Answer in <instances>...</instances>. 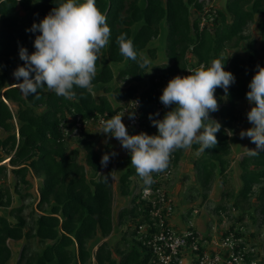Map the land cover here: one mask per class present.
<instances>
[{"label":"trees","instance_id":"1","mask_svg":"<svg viewBox=\"0 0 264 264\" xmlns=\"http://www.w3.org/2000/svg\"><path fill=\"white\" fill-rule=\"evenodd\" d=\"M35 2L0 0V129L5 133L0 137V264H11L10 240H24L15 264H149L151 252L146 245L147 237L138 233V227L149 225L147 231L152 232L156 229L153 225L156 221L151 219V207L140 200L139 193L132 195L130 207L117 213V225H126L123 235L110 244L108 241L99 243L100 239L111 236L115 227L112 168L109 164L104 172H100L102 166L100 154L95 149V135L82 128L75 131L76 117L111 116L138 101L135 109L142 113L150 129L149 115L152 114V119H161L171 108L164 107L160 118H156L158 97L169 79L191 74L202 65L210 66L216 58H226L225 70L234 74L235 83L229 87L226 98L220 88L215 91L219 108L210 116L221 124L220 131L215 134L217 144L204 152L199 151L195 143L190 146L197 152L193 168L204 191L210 190L216 175L225 183L230 155L229 131L234 134L237 104L246 98L245 93L249 90L243 75L249 72L252 77L256 65L263 67L261 62L255 61L254 40L247 42L244 55L226 56L225 50L237 49L243 41L250 39L245 29L256 15L264 16V0H226L223 9L207 11L201 0H96L110 27L109 42L101 49L92 86L77 88V95L72 99L57 96L47 88L39 90L38 99L32 95L25 98L17 86L7 85L14 69L24 63L18 57V48L23 46L29 53L34 51L35 34L25 29L34 21L39 22L59 0ZM191 10L196 13L194 18ZM208 20L210 27L205 23L200 25ZM256 28L264 39V20L259 21ZM120 33H126L132 40L138 59L145 53L154 59L157 49L148 48V45L155 39H163L168 63L153 66L150 72L149 65L139 67L137 61L120 53L117 43ZM260 50L264 54V45ZM113 66L117 68L116 72ZM108 95H112V102ZM8 103L16 105L15 112ZM70 140L76 144L71 149ZM185 150L172 153L170 162L174 168ZM2 153L9 155L8 165L3 164ZM81 153L83 163L78 161ZM125 163L119 183L121 194L128 196L131 177L137 176L140 180V176L128 166L131 164L129 155ZM238 169V190L222 196L232 201V209L240 212V218L245 209L241 206L252 208L253 213L248 215L255 221V212L264 216V152L254 157L246 154L238 162ZM8 174L13 178L12 191L6 185ZM101 175H108L109 181L104 182ZM30 176L40 180L36 203L40 214L35 209L25 214L24 201L34 196L29 192L22 193L20 186L26 190L31 188ZM12 192L16 195L17 205L12 204ZM166 195L172 199L168 192ZM226 209L221 204L215 207L216 212ZM172 219L166 221L173 229L181 231L178 225L171 223ZM240 220H234L221 237L232 232L249 244L240 232L243 226ZM187 223L189 220L184 226ZM262 224L264 218L260 220ZM193 231L196 232L194 227ZM32 241H36L38 249L32 250ZM251 258L252 255H245L246 262Z\"/></svg>","mask_w":264,"mask_h":264},{"label":"clouds","instance_id":"2","mask_svg":"<svg viewBox=\"0 0 264 264\" xmlns=\"http://www.w3.org/2000/svg\"><path fill=\"white\" fill-rule=\"evenodd\" d=\"M25 31L35 34L34 51L29 53L27 48L20 46L18 57L24 63L12 73L22 96L32 95L38 99L39 90L47 88L57 96L72 99L77 95V88L92 86L101 49L110 37L106 16L98 9L96 0H59L39 22L34 21ZM117 43L120 53L137 61L139 67L151 63L147 55L138 59L126 33L119 34ZM225 59L216 58L210 66L202 65L191 74L168 80L158 99L165 108L171 106L170 110L161 119H152V114L149 115L151 124L157 129L156 134L141 131L129 135L122 122L125 111L100 121L99 133L105 134L106 140L114 137L127 151L144 185L150 186L154 182L153 173L168 167L174 151L195 143L199 151L204 152L217 144L215 134L220 131L221 124L210 116L219 108L215 91L220 88L226 98L229 87L235 83L234 74L225 70ZM247 88L245 97L250 109L245 115L251 126L241 129L238 135L254 142V149L245 148L247 154L254 157L264 152V67L256 65ZM132 103L134 108L138 106V101ZM128 117L135 118V113L128 111ZM229 133L232 135L231 131ZM115 155V151L103 153L101 166H107ZM101 176L104 182L109 181L108 175Z\"/></svg>","mask_w":264,"mask_h":264},{"label":"rangeland","instance_id":"3","mask_svg":"<svg viewBox=\"0 0 264 264\" xmlns=\"http://www.w3.org/2000/svg\"><path fill=\"white\" fill-rule=\"evenodd\" d=\"M204 4V9L207 11L210 8L223 9L226 0H201ZM192 18L195 17L196 13L191 10ZM264 20V16L256 15L254 21L250 23L245 29V34L249 35V40L243 41L241 47L237 49H226L225 55L230 56L234 53L245 54V47L247 42L254 40V48L256 51L255 61L261 62L264 67V54L261 52L260 48L264 45V39L261 37L259 31L256 28V25L259 21ZM210 27L209 20L207 22H202ZM163 39H155L149 45L148 48H156V56L154 59H150L151 63L149 64L148 72H150L151 67L163 65L168 63V60L164 56L165 42ZM144 55H147L146 53ZM148 56V55H147ZM189 56V55H188ZM117 67V65H116ZM113 66L114 71H117V68ZM243 77L247 80V83L251 80V75L249 72H246ZM10 80L12 83H16L14 77H11ZM9 80V81H10ZM147 82V81H146ZM121 87L124 88L125 84H121ZM144 87V89H146ZM108 99L112 102V95H108ZM10 109L15 112L16 105L14 103H8ZM250 109V105L247 103L246 98L239 101L236 108L237 121L235 122V131L234 134L229 136L230 139V155L228 157L229 163L225 171V183L221 182V176L216 175L213 179L210 190L207 192L200 186V183L196 179V171L193 168V161L197 157V152L191 150L190 147L186 148L184 155L181 160L178 162L176 167L173 169L171 174V180L165 186L166 191L170 194L174 200V215L171 223L174 225L180 226L181 229L184 228V223L189 220V223L194 227L196 232L200 236H211L213 241H218L217 238L225 230L229 228L231 224L234 223V220L241 219L242 227L240 232L248 239L249 245L253 246L255 249V254H257L258 261L260 264H264V224L260 225V220L264 218L259 212H255V221L250 219L248 213L252 214L253 209L241 206L244 209V214L240 218V212L238 210L232 209V201L226 197H223L222 194L229 191H237L240 182H239V169L238 162L247 154L245 148L252 149V142L249 138L245 137L241 139L238 135V132L241 129H246L251 126V124L246 119V112ZM101 129L96 126H93L89 129H85L95 135V149L101 155L105 152L115 151L117 155L111 157L107 166L101 167L100 172H104L109 164L112 168L111 176V191H112V208L114 212V230L108 238L100 239L99 243L103 241H108L109 244L112 243V240L119 239L120 235H123L126 230V225L119 226L117 225V213L122 208L130 207V199L132 195L139 193L140 180L137 176H132L130 181V190L131 193L128 196H123L121 194V185L119 183V177L121 173L125 170V162L128 157V153L123 149L119 142L114 137H109L107 140L105 134L99 133ZM131 135V130L127 131ZM5 133L0 129V137H4ZM70 149L75 147V143L71 140ZM4 157L3 164L8 165L9 155L1 154ZM78 161L83 163V153L80 154ZM130 168H134L132 164L128 165ZM135 169V168H134ZM89 176V174H88ZM32 184L31 188L25 189L23 186H20L22 193H30L34 197L27 198L24 201L26 206L25 214L30 213L31 209H35V212L40 214L36 210L37 203V187L40 184V180L34 176L29 177ZM12 175L8 174L6 185L12 191ZM205 194V196H203ZM12 204L17 205L16 195L12 192ZM253 201V199H252ZM223 205L227 207L226 211L216 212L215 207L217 205ZM254 206V202L252 203ZM241 211V210H240ZM187 217V218H186ZM187 220V221H186ZM240 223V222H239ZM188 224V223H187ZM113 237V239H112ZM116 238V239H114ZM36 241L31 242L32 250H36L39 247L35 243ZM114 242V241H113ZM8 245L12 251V258L10 260L11 264H15L22 245H24V240L22 241H9ZM117 260L119 257L113 255ZM184 264H189V260L185 259Z\"/></svg>","mask_w":264,"mask_h":264},{"label":"built area","instance_id":"4","mask_svg":"<svg viewBox=\"0 0 264 264\" xmlns=\"http://www.w3.org/2000/svg\"><path fill=\"white\" fill-rule=\"evenodd\" d=\"M163 108L164 105L161 102L157 103L156 118H160ZM124 111L122 122L126 125L127 131L131 130V135L141 131L147 134H156V127L151 124V128H147L148 122L143 120L142 113L134 108V104L125 106L111 116L122 114ZM128 111H133L135 118L129 119ZM111 116L99 115L97 119H83L77 116L74 129L75 131L81 128L85 130L93 126L101 129L100 121ZM172 158L171 154L170 160ZM170 160L165 170L153 173L154 182L150 186L144 185L140 177V200H144L150 205L151 219L156 221L153 223L156 227L155 231L148 232L147 230L151 227L149 225L138 227V233L143 234L144 238L147 237L146 245L151 252L149 264H184L185 259L189 260V264H260L254 247L246 244L243 237H236L232 232H228L222 237L220 235L217 238L218 241H213L211 236L209 239L201 240L200 235L193 231V226L190 223L187 224L188 226H184L181 231H176L171 227L167 221L174 215V202L166 195L165 189L166 182L171 180L174 169ZM246 254L252 255L248 262L245 259Z\"/></svg>","mask_w":264,"mask_h":264},{"label":"crops","instance_id":"5","mask_svg":"<svg viewBox=\"0 0 264 264\" xmlns=\"http://www.w3.org/2000/svg\"><path fill=\"white\" fill-rule=\"evenodd\" d=\"M13 77V76H12ZM16 83H17V81H16ZM16 83H12V81L10 80V81H7V85H9V86H16L15 84ZM180 227V226H179Z\"/></svg>","mask_w":264,"mask_h":264}]
</instances>
